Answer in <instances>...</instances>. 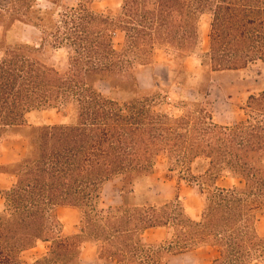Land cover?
<instances>
[{
	"label": "trees",
	"instance_id": "16d2710c",
	"mask_svg": "<svg viewBox=\"0 0 264 264\" xmlns=\"http://www.w3.org/2000/svg\"><path fill=\"white\" fill-rule=\"evenodd\" d=\"M102 1L109 0H80L76 7L47 0L54 7L45 11L36 0L0 7V141L29 127L35 112L67 111L69 118L26 135L24 157L0 163V174L14 179L0 190V264H83L88 245L111 264H168L201 248L216 253L208 264L264 263L257 230L264 216V119L223 126L210 101L216 74L264 64V0H118L114 16L92 9ZM19 25L40 37L23 42L12 32ZM60 50L68 51L64 65L54 61ZM159 52L172 57L169 84L186 93L176 103L180 116L156 111L161 86L143 89L137 77L138 69L154 67ZM196 55L201 70L190 74L185 63ZM128 91L144 97L123 99ZM262 106L264 94L251 96L245 116L264 113ZM161 159L181 181L201 187L198 218L179 199L153 198L151 188L145 203H128L136 182L151 178ZM226 178L238 184L218 186ZM117 179L122 205L104 209L105 186ZM61 207L83 214L79 235L64 234L55 215ZM156 230L166 233L162 243L146 237ZM40 245L47 252L27 261Z\"/></svg>",
	"mask_w": 264,
	"mask_h": 264
},
{
	"label": "rangeland",
	"instance_id": "374dc122",
	"mask_svg": "<svg viewBox=\"0 0 264 264\" xmlns=\"http://www.w3.org/2000/svg\"><path fill=\"white\" fill-rule=\"evenodd\" d=\"M22 1V0H19ZM26 4H31L33 0H23ZM80 0H66V3L69 7H76ZM12 0H0V7L7 9L11 6ZM39 5V9L43 11L47 9H51L54 7L49 4L47 0H36ZM23 3V2H22ZM120 8V2L118 0H109L97 2L92 6V9L98 14L103 15H115L117 14ZM65 12V11H64ZM63 12V13H64ZM42 16V15H41ZM52 16V15H51ZM50 16V17H51ZM58 15H55L57 18ZM211 18L206 15L201 20V29L204 34L202 48L204 51H208V34H209V26H210ZM21 29L12 30V32L17 31L16 37L18 39L24 38L26 42H32L31 39L38 38L40 35L37 31L29 28H24L19 25ZM2 29L0 27V33ZM17 39V40H18ZM124 35L119 34L115 43L118 48L123 43ZM12 41L11 39H9ZM68 51L60 50L54 55V61L56 63L65 64ZM199 56H194L191 59L188 69L191 73H196L201 70L198 63ZM166 59L165 54L160 53L158 56V67L156 69V74L163 79L164 82L167 83L168 79V71L162 67L161 63ZM178 71V69H177ZM138 75L141 77V81L143 86H147L151 83V75L152 71L147 69H138ZM205 84V83H204ZM212 86H215L217 89V97H218V121H232L233 124L247 118H251V120H262L264 119V113H261L256 110H250L249 116L246 117L243 112L234 108L231 104L228 103L226 96H231L235 104L241 105L243 104L245 108L248 106V97L251 96H259L264 94V64H256L246 70L235 72V73H224L218 76H215V81L211 82ZM169 87V94L163 92V100H159L156 103V111L161 113H166L171 116H180L183 114L181 108L176 104L183 98V93L172 86L167 84ZM104 91H107L106 86L101 87ZM203 89H206L202 86ZM123 99L133 100L137 98L144 97L141 94L132 93V91H128L126 93H122L120 95ZM190 100H194V95L187 96ZM242 106V107H244ZM259 109V108H257ZM262 110L264 107L262 106ZM60 115L57 110L45 111V112H35L31 114L28 118L29 127H22L16 130L11 131L7 137L0 141V153L2 155V160L4 162H9L20 158L27 144V140L25 139L26 135L35 134L39 129H41L43 125H53L56 123H67L69 118L66 114ZM240 118V119H239ZM238 182L226 178L219 181L218 186L220 187H232L237 185ZM9 185V181L0 178V188L7 187ZM123 181L121 179L116 180L109 184L106 188L103 200V208L106 209L110 205L119 204L120 196L119 192L122 190ZM149 188H151V196L156 199H164V200H173L179 199L185 205L188 213L194 217L198 218L202 211V196H201V187L194 181H190L187 179L180 180L176 173H170L167 170V161L165 159H161L158 162V165L155 169L154 174L151 178L140 179L136 182V195L130 196L128 198V203L131 206H136L145 203L150 199ZM1 200H0V208H1ZM58 215L61 217L62 221L66 225V230L68 233H79L82 227L83 215L78 211L64 210L61 209L58 212ZM258 232L264 237V216H262L258 223ZM150 241L153 244H159L165 241L166 233L164 231L151 232L148 234ZM48 246H41L38 249L32 251L31 253L25 256L27 261H31L39 256L44 255L47 252ZM94 250L90 248L86 251L83 261L86 264H94L93 254ZM216 257V253L214 250L209 248H201L193 253L179 255L171 257L168 260V264H208ZM264 264V263H257Z\"/></svg>",
	"mask_w": 264,
	"mask_h": 264
},
{
	"label": "crops",
	"instance_id": "0c3cea01",
	"mask_svg": "<svg viewBox=\"0 0 264 264\" xmlns=\"http://www.w3.org/2000/svg\"><path fill=\"white\" fill-rule=\"evenodd\" d=\"M24 28H29V29H33V28H30V27H24ZM209 28H210V26H209ZM2 29V28H1ZM33 30H35V29H33ZM36 31V30H35ZM203 38H204V34H203ZM22 39V41L23 42H26L25 40H24V38H21ZM29 43H31V42H29ZM38 44V43H37ZM205 52H207V51H205ZM160 53H163V54H165V56H166V59L161 63V65H162V67L163 68H165L167 71H168V67H167V63H169L171 60H172V57H170L169 55H167L165 52H159L158 54H157V57H156V63H155V65H154V67L153 68H141V69H145V70H147V69H149V70H151L152 71V75H151V83L150 84H148L147 86H143V83H142V81H141V77L138 75V73H137V77H138V80H139V83H140V86H141V88H143V89H152V88H154L155 87V85H160L161 86V90L165 93V91H167V93L169 94L171 91H169V87H167V84H169V73H168V79H167V83L166 82H164L163 81V79H161V77L159 76V75H157L155 72H156V69H157V67H158V56H159V54ZM194 58V56L193 57H191V58H189L187 61H186V63H185V70L188 72V73H190V74H197L199 71H197L196 70V73H191L190 71H189V69H188V65H189V63H190V61H191V59H193ZM198 63H199V67H201V62H200V58H198ZM236 72H239V71H236ZM224 73H235V72H222V73H218V74H216L215 76H218V75H220V74H224ZM215 76H214V78H213V82L215 81ZM175 88L177 89V90H179V91H181L184 95L183 96H185L186 95V93H184L180 88H178V87H176L175 86ZM212 94H211V98H210V101L213 103V112H214V120H215V122L216 123H218V124H220V125H223V126H227V125H232L233 123H232V121H224V122H219L218 121V114H217V108H218V105H219V103L220 102H218L219 100H218V97H217V89L218 88H215V86H213L212 87ZM165 90V91H164ZM191 95H193L191 92H189V93H187V96H191ZM226 98H227V101H228V103L229 104H231L234 108H236V109H238V110H240L241 112H243L244 113V115H245V112H244V109H245V106L243 105V104H241V105H238V104H235L234 103V101H233V98L229 95V96H226ZM247 101H249V97H248V99H247ZM242 106H244V107H242ZM240 119V118H239ZM26 139V138H25ZM26 150H27V144H26V147H25V149H24V152L22 153V155L20 156V158H18V159H16V160H13V161H9V162H4L3 160H2V155H1V153H0V163H1V165H3V166H8V165H11V164H14V163H16V162H18V161H20L23 157H24V155H25V153H26ZM0 178H4V179H6V180H8L9 181V185L7 186V187H3V188H0V190H9L10 188H11V186H12V184H13V178L11 177V176H7V175H2V174H0ZM117 180H119V179H117ZM116 181V180H115ZM114 182V181H113ZM112 183V182H111ZM111 183H108L106 186H105V189H104V194H105V191H106V188H107V186L109 185V184H111ZM104 194H103V200H104ZM119 196H120V203L119 204H113V205H110L109 207H107L106 209H109L110 207H119V206H121L122 205V198H121V191L119 192ZM0 200H1V202H2V204H1V208H0V211H2V209H3V207H4V205H3V200L1 199V197H0ZM61 209H64V210H71V211H78V212H80L79 210H76V209H72V208H58L57 210H56V212H55V215H56V217L60 220V222L63 224V226H64V234L65 235H67V236H73V235H79L80 233H81V231H82V227H81V231L79 232V233H73V234H70V233H68L67 232V230H66V225L64 224V222L62 221V219H61V217L58 215V212L61 210ZM81 213V212H80ZM82 214V213H81ZM83 215V214H82ZM83 221V220H82ZM257 230H258V228H257ZM157 231H163V230H156V231H150V232H148L147 234H146V237L148 238V240L150 241V239H149V237H148V234L149 233H151V232H157ZM165 232V231H164ZM259 233V232H258ZM260 235V234H259ZM261 236V235H260ZM262 237V236H261ZM264 238V237H263ZM151 242V241H150ZM152 243V242H151ZM41 246H48V245H40L39 247H41ZM38 247V248H39ZM37 248V249H38ZM91 249V250H94V254L92 255L93 256V259H94V264H111V263H106V262H100V261H98L97 260V248L95 247V246H93V245H88L86 248H85V251H84V253H83V255H82V262H83V264H86V263H84V261H83V257H84V255H85V253H86V251L88 250V249ZM36 250V249H35ZM47 250H48V247H47ZM34 251V250H33ZM32 252V251H31ZM30 252V253H31ZM29 254V253H28ZM40 257V256H39ZM38 258V257H37ZM36 259V258H35Z\"/></svg>",
	"mask_w": 264,
	"mask_h": 264
}]
</instances>
